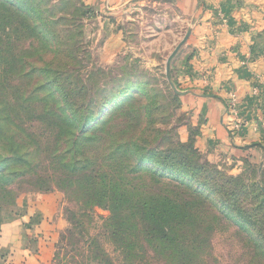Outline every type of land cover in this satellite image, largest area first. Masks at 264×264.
<instances>
[{"label":"rangeland","instance_id":"obj_1","mask_svg":"<svg viewBox=\"0 0 264 264\" xmlns=\"http://www.w3.org/2000/svg\"><path fill=\"white\" fill-rule=\"evenodd\" d=\"M44 1V7L36 8L39 15L31 13L34 19L25 21L36 24L32 29L19 21L0 23V85H4L0 109L26 105L32 132L48 148L53 147L62 128L57 117L70 110L66 101L84 118H103L110 109L103 121L109 120L111 130L120 120L125 126L127 114L146 110L157 118L159 134L153 137V148L166 152L192 143L200 161L222 173L248 179L253 170L259 173L258 155L240 154L209 137L207 120L196 114L199 101L184 97L189 91L216 93L191 77L189 61L199 63L200 55L195 48L185 47L187 40L171 58L167 80L166 62L187 34L188 25L192 26L170 0H139L111 14L104 11L102 3L91 0ZM173 90L181 93L179 98H173ZM236 112L237 98L231 93L226 116ZM1 125L3 141L9 143L15 136L13 128L8 123ZM234 130L231 126V133ZM155 160L145 161L146 174L126 175L131 178L130 186L142 195L157 193L160 188L178 193L172 190V179L180 176L168 174L160 183L152 172H164L153 164ZM49 162H43L45 168ZM11 171L21 172V176L12 186L0 183V214L5 218L13 211L15 217L22 216L25 231L21 245L28 255L16 258L17 251L4 247L0 264H264V255H256L248 234L237 224L212 230L203 217L181 227L173 223L170 251H160L149 243V225L139 220L124 222L123 231L128 230L130 241L122 242L112 235L109 207L91 208L85 200H78L77 188L58 186L62 176L49 171L27 173L19 167ZM69 183L73 184L72 178L61 179L63 186ZM32 208L42 209L41 219L28 217L26 211ZM123 214L128 215L127 210ZM134 239V248H125Z\"/></svg>","mask_w":264,"mask_h":264},{"label":"trees","instance_id":"obj_2","mask_svg":"<svg viewBox=\"0 0 264 264\" xmlns=\"http://www.w3.org/2000/svg\"><path fill=\"white\" fill-rule=\"evenodd\" d=\"M45 3L44 0H0V23L19 21L21 26L32 29L36 24L32 26L25 21L33 18L31 13L38 16L37 9ZM166 78L169 81V71ZM3 88L4 85H0V89ZM56 93L59 94L58 89ZM174 93L173 98H179V94ZM28 100L29 97L23 103ZM147 104L152 105L153 100H147ZM64 105L70 110L57 117L65 126L62 124L58 130L52 148L32 132L33 121L26 119V105L0 109V183L6 186L15 183L21 176V172L11 171L15 167L24 168L27 173L49 171L62 178H72L73 184L69 186H63L60 178L58 186L68 187V190L77 188V199L85 200L91 208L109 207L112 235L122 242L130 241L128 230L123 231L124 222L134 224L139 220L149 225L148 242L156 244L160 251H170L173 223L181 227L203 217L212 230L221 225L237 224L239 230L248 234L256 255L257 252L264 255V195L257 184L259 177V184L264 188V170L260 174L253 170L250 179L222 173L202 163L192 143L179 144L166 152L153 148V137L159 134L157 118L146 110L127 114L125 126H121L124 121L120 120L111 130L109 120L103 121L108 119L110 109L103 118H84L73 103L66 101ZM7 123L15 135L9 143L2 138L1 124ZM255 147L264 151L259 144ZM147 158L156 159L153 164L163 170L164 173L152 172L161 179L160 183L168 174L180 176L172 179V190L177 189L178 193L160 188L157 193L142 195L130 186L131 178L126 175L146 174L149 169L143 166ZM48 159L49 166L45 168L43 162ZM124 210L128 215L122 217ZM1 216L2 212L0 220ZM135 241L125 248L133 249Z\"/></svg>","mask_w":264,"mask_h":264},{"label":"crops","instance_id":"obj_3","mask_svg":"<svg viewBox=\"0 0 264 264\" xmlns=\"http://www.w3.org/2000/svg\"><path fill=\"white\" fill-rule=\"evenodd\" d=\"M91 1L102 3L104 11L111 14L139 0ZM170 2L192 24L188 25L190 35L185 47L198 50L200 62L189 61L191 77L216 91L215 95L189 91L184 97L199 101L196 114L207 120L209 137L240 154L258 155L260 174L264 170V151L255 145L264 148V0ZM231 93L237 98V112L226 116V101ZM231 126L236 127L232 133ZM12 212H7L5 218L1 216L0 250L5 247L17 251L16 258L26 257L28 252L21 245L23 218ZM26 214L32 221L43 215L39 208L29 209Z\"/></svg>","mask_w":264,"mask_h":264},{"label":"water","instance_id":"obj_4","mask_svg":"<svg viewBox=\"0 0 264 264\" xmlns=\"http://www.w3.org/2000/svg\"><path fill=\"white\" fill-rule=\"evenodd\" d=\"M190 35V31L187 32V34L185 35V37L183 38V40L177 45V47L174 49V51L172 52V54L169 56L167 62H166V74L168 73L169 71V65H170V61H171V58L176 54V52L179 50V48L186 42V40L188 39ZM179 94H181L179 92ZM261 192L263 193L264 195V188L259 184V182H257Z\"/></svg>","mask_w":264,"mask_h":264}]
</instances>
